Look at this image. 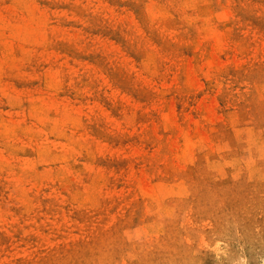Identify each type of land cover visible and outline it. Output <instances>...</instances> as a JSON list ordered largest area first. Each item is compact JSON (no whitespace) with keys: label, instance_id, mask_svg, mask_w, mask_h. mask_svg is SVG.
Wrapping results in <instances>:
<instances>
[{"label":"rangeland","instance_id":"rangeland-1","mask_svg":"<svg viewBox=\"0 0 264 264\" xmlns=\"http://www.w3.org/2000/svg\"><path fill=\"white\" fill-rule=\"evenodd\" d=\"M0 264H264V0H0Z\"/></svg>","mask_w":264,"mask_h":264}]
</instances>
